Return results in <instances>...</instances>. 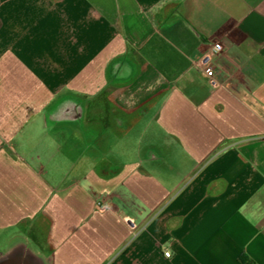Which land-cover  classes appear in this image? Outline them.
I'll return each instance as SVG.
<instances>
[{"label":"crops","instance_id":"1","mask_svg":"<svg viewBox=\"0 0 264 264\" xmlns=\"http://www.w3.org/2000/svg\"><path fill=\"white\" fill-rule=\"evenodd\" d=\"M123 59L136 77L110 89ZM67 96L95 130H136L139 159L114 136L51 185L47 115ZM6 232L0 258L41 264H264V0H0Z\"/></svg>","mask_w":264,"mask_h":264},{"label":"rangeland","instance_id":"2","mask_svg":"<svg viewBox=\"0 0 264 264\" xmlns=\"http://www.w3.org/2000/svg\"><path fill=\"white\" fill-rule=\"evenodd\" d=\"M61 105L55 106L51 112H56V108L59 111ZM150 114L153 115L154 112L152 110H149ZM53 116V114H52ZM142 118H145L143 114L139 115ZM54 117V116H53ZM56 118V114H55ZM136 119V118H134ZM55 122V121H54ZM140 129V128H139ZM138 129V130H139ZM136 130H115L112 133L113 138L114 136L120 137L121 141L118 142L120 145L117 147L119 150H127V151H132L136 152L138 155H135V159H139V153H140V147H141V140H138V138L132 137L133 134L135 133ZM141 131V129H140ZM49 132L48 140H47V151H48V163L45 165V178L47 181L49 180L51 185H59L63 183V181H71L72 179H77L79 177H82L83 171L87 170V165L89 164V158L86 157L87 152L84 151L83 147L77 145V141L75 138L68 137L67 139V133L59 132V131H47ZM32 132L31 134H33ZM60 135H58V134ZM116 134V135H114ZM64 142L63 145H61L63 137ZM111 136H102L101 140H105V145L100 144V145H93L91 147L90 153H98V152H103L109 148H111L114 144V140ZM34 140H37V137H35ZM117 143V144H118ZM116 149V147H115ZM151 149V147H150ZM146 150V148H145ZM137 156V157H136ZM123 159V158H122ZM134 158H131L132 161L135 160ZM44 171V170H43ZM66 178V179H65ZM12 196H14L12 194ZM15 200L17 201V204L20 206H27L28 203L24 204H19L21 202V199L18 198L17 196L15 197ZM19 211V210H17ZM15 236L13 235H8L6 233L0 234V253L3 251H6L11 247L13 244V241L15 240Z\"/></svg>","mask_w":264,"mask_h":264},{"label":"flooded vegetation","instance_id":"3","mask_svg":"<svg viewBox=\"0 0 264 264\" xmlns=\"http://www.w3.org/2000/svg\"><path fill=\"white\" fill-rule=\"evenodd\" d=\"M131 64L132 62L128 59H123L111 67L107 78L110 89L122 86L124 87L134 81L136 77V71L132 68ZM57 105H61L59 108L60 110L58 111V108H56V112L50 111L47 115V131L57 129L63 133L68 132L66 135L67 139L68 137L75 138L77 145L80 147L82 146L88 155L93 154L90 153L93 151L91 150L93 145H105L106 141L101 140L102 136L112 135L113 137L112 133L114 132V129L116 130L118 128L116 124H114L115 126L113 125L108 130L106 128L95 130L92 126L89 127V125L86 123L87 116L89 114L87 109V101H84L81 98L73 96L63 97L58 101ZM122 115L123 114H118L120 118Z\"/></svg>","mask_w":264,"mask_h":264},{"label":"water","instance_id":"4","mask_svg":"<svg viewBox=\"0 0 264 264\" xmlns=\"http://www.w3.org/2000/svg\"><path fill=\"white\" fill-rule=\"evenodd\" d=\"M0 264H41V262L31 250L20 246L2 255Z\"/></svg>","mask_w":264,"mask_h":264},{"label":"built area","instance_id":"5","mask_svg":"<svg viewBox=\"0 0 264 264\" xmlns=\"http://www.w3.org/2000/svg\"><path fill=\"white\" fill-rule=\"evenodd\" d=\"M223 51V47L221 45H216L215 46V53H221ZM206 75L209 78H213L214 77V72L212 70H207L206 71ZM166 258H170L169 254H166Z\"/></svg>","mask_w":264,"mask_h":264}]
</instances>
